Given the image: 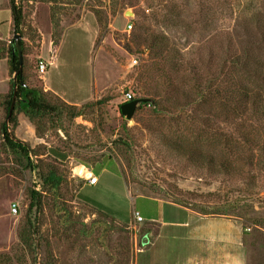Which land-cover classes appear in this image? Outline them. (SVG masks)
I'll use <instances>...</instances> for the list:
<instances>
[{
	"label": "rangeland",
	"instance_id": "rangeland-1",
	"mask_svg": "<svg viewBox=\"0 0 264 264\" xmlns=\"http://www.w3.org/2000/svg\"><path fill=\"white\" fill-rule=\"evenodd\" d=\"M14 1L26 85L45 88L37 65L52 61L46 84L67 97L87 93L75 105L85 106L82 116L46 115L38 134L25 116L41 140L25 143L64 175L59 199L42 198L31 228L28 195L38 181L21 154L3 147L2 97L0 264H184L189 228H159L160 237L142 244L152 220L195 223L168 205L175 200L238 221L245 264H264V116L228 95L245 83L263 91L243 68L264 73V0ZM11 42L0 41L7 58ZM45 90L53 102L59 97ZM127 92L158 106L140 105L127 120ZM12 113H21L16 101ZM79 164L95 186L78 177ZM134 211L143 223H133ZM213 222V235L222 236L225 224Z\"/></svg>",
	"mask_w": 264,
	"mask_h": 264
},
{
	"label": "trees",
	"instance_id": "trees-1",
	"mask_svg": "<svg viewBox=\"0 0 264 264\" xmlns=\"http://www.w3.org/2000/svg\"><path fill=\"white\" fill-rule=\"evenodd\" d=\"M9 5L13 16L14 33H18V29L22 21V12L20 8L16 6L14 0H9ZM20 43L23 51V44L21 41ZM7 66H8V77L12 78L18 69L19 63H18L17 55L16 54L12 55L11 47L8 50ZM23 68L25 69V66ZM245 69L246 67L243 68L244 73L246 75L257 79V81L259 80L260 83L262 84V87H264V73L260 72V70L258 69L246 70V71ZM24 80L25 79L23 74H22L21 82L17 80L15 84L13 82V79L9 80L8 93L6 94V96H2L6 99L4 101V110L7 116L12 101L13 89L16 87L17 89L16 105L17 107H19V111L23 113L31 123L35 124L37 134H38V125H40V122L38 121L42 120L46 115H52V114L61 115L62 113H64L68 118L73 119L82 116L84 114L83 110L85 106L77 107L75 105H70L64 102L59 97H55L54 98L55 102H53L52 101L53 99L49 97H45V95L48 92L45 90L44 87L41 88V90L28 87ZM21 83H24L26 86L25 87L22 86ZM253 83L254 82H252V84ZM258 86H259L258 84H253V87H251L246 83L244 85H238L237 87L231 88V91L228 92V95L230 97L233 96L237 97V99L243 102L242 106H245V104L247 105L252 103V105H254L257 108V110L260 111L264 116V93H262L264 92V88L263 91H261L260 87ZM134 99L135 98H133L132 100ZM142 105L143 106L153 105L154 107L155 105L156 107L158 106L157 102L154 101L153 99H150L149 102L142 103L141 106ZM10 126H12L13 129L17 126V119L13 113L10 116V118L7 119V122H5L2 125L1 135H2L3 147L13 153L21 154V156L26 159L27 167L29 168V170L35 172L36 179L38 181L37 185L39 187V190H36V188L32 189L30 190L28 195L29 203L27 208V214L29 218H27V221L29 228H31L35 226L36 216L42 210L41 209L43 202L42 198L45 197L46 195H51V197L54 198L55 202L59 199L62 183L64 182V175L61 172V170L58 168L57 163L55 161L47 162L46 160L39 158V154L35 149H31L25 142L15 138L12 132L9 130ZM39 137H41L40 134ZM49 152L50 151L47 150V154H46L47 156L49 155ZM260 152H262V154L264 155V144L262 145ZM190 155L192 156V154ZM31 157H33V159H31ZM66 157L65 160H67ZM79 165H83V164H79ZM263 165H264V161H263ZM80 186L81 185H79L78 188H80ZM172 202L181 205L184 208L193 210L192 208L186 206L185 203H179L176 202V200ZM98 211L102 212L101 210ZM200 214L217 215L222 213L202 212ZM24 235H26V232L23 230L21 231L20 234L21 242L25 241Z\"/></svg>",
	"mask_w": 264,
	"mask_h": 264
},
{
	"label": "crops",
	"instance_id": "crops-1",
	"mask_svg": "<svg viewBox=\"0 0 264 264\" xmlns=\"http://www.w3.org/2000/svg\"><path fill=\"white\" fill-rule=\"evenodd\" d=\"M14 35V23L13 16L7 0H0V41H6ZM45 60V57L42 56ZM7 56L0 52V101L2 96L6 95L9 90V77H8V66H7ZM52 61L47 62L51 64ZM45 73V72H44ZM43 73V74H44ZM41 74L43 79V84L46 89L51 90L64 101L72 105H81L84 101V94L81 93L77 97H67L65 92L60 91V89L54 83L46 84L45 77ZM45 82V83H44ZM56 86V87H55ZM2 106L0 105V117L2 115ZM14 135L21 141L28 142L31 147L41 143L37 137L34 136L33 128L26 119L23 113L17 115V126L14 129ZM54 152V151H53ZM67 160L70 157H66ZM77 168H83V171L92 173L90 168L83 165L76 166ZM93 174V173H92ZM80 177V176H78ZM83 183H87L84 178H80ZM98 183V179H97ZM96 183V184H97ZM91 185V186H95ZM90 185V184H88ZM153 201L160 205H165L167 201L153 198ZM168 205L177 211L184 213L185 216L193 218L195 223L193 225H188L187 222H180L175 220H160L151 221L153 229L147 232V237L151 242L153 236L156 235L160 237L159 228L172 227V228H189V235L193 241L191 254L187 257L184 264H215V260H220L219 264H245V245L243 242V230L239 227V222L232 220L227 217H210L203 216L193 210L184 208L182 206L176 205L174 203L168 202ZM215 219L222 220L225 224L227 231L220 232L222 236H214L213 221ZM142 251V250H140ZM140 253V252H139ZM178 264V262L176 263Z\"/></svg>",
	"mask_w": 264,
	"mask_h": 264
},
{
	"label": "water",
	"instance_id": "water-1",
	"mask_svg": "<svg viewBox=\"0 0 264 264\" xmlns=\"http://www.w3.org/2000/svg\"><path fill=\"white\" fill-rule=\"evenodd\" d=\"M125 15H130L129 12H126ZM21 35L18 33H14L13 37H12V55L16 54L17 58H18V69L15 72V74L13 75V82L16 84L17 80H19L21 82L22 79V71H23V53H22V47H21ZM22 86H26L24 83H21ZM16 87L13 89V95H12V101H11V105L8 111V115L7 118H10V116L12 115V112L14 110V104L16 101ZM150 99L148 98H139V99H134L132 101L126 102L124 104H122L120 106V114L122 116H124L127 120H130L132 118V116L134 115L136 109L145 102H149ZM88 175V174H87ZM148 243V238L144 237L142 244H147Z\"/></svg>",
	"mask_w": 264,
	"mask_h": 264
},
{
	"label": "built area",
	"instance_id": "built-area-1",
	"mask_svg": "<svg viewBox=\"0 0 264 264\" xmlns=\"http://www.w3.org/2000/svg\"><path fill=\"white\" fill-rule=\"evenodd\" d=\"M127 27L131 28L130 25H128ZM46 68H47V63L40 60L38 65H37L38 72L40 74H43L46 71ZM124 97H125L124 102H129L133 99V96L130 92H127ZM77 175L84 178V180L87 181L88 184H90V185H94L97 183V178L92 173L86 172V174H85V172L82 171V172H79V174H77ZM13 211L15 212L16 208H13ZM132 218H133L134 224H140V223L144 222V219L142 218V216L136 211L132 212ZM132 228H134V227H132Z\"/></svg>",
	"mask_w": 264,
	"mask_h": 264
}]
</instances>
